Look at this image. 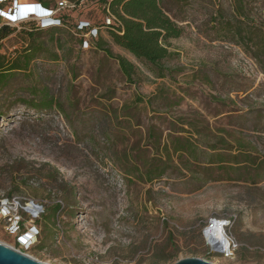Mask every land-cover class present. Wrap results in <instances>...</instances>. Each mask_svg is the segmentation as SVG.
Listing matches in <instances>:
<instances>
[{
    "label": "rangeland",
    "instance_id": "obj_1",
    "mask_svg": "<svg viewBox=\"0 0 264 264\" xmlns=\"http://www.w3.org/2000/svg\"><path fill=\"white\" fill-rule=\"evenodd\" d=\"M42 1L61 26L0 41L9 62L32 47L0 90V196L42 214L30 248L1 243L43 264H264V0H161L182 29L162 78L111 41L102 1ZM212 217L234 220L233 260L204 242Z\"/></svg>",
    "mask_w": 264,
    "mask_h": 264
},
{
    "label": "trees",
    "instance_id": "obj_2",
    "mask_svg": "<svg viewBox=\"0 0 264 264\" xmlns=\"http://www.w3.org/2000/svg\"><path fill=\"white\" fill-rule=\"evenodd\" d=\"M43 4L42 0H38ZM73 3L74 0H69ZM104 3L107 11L109 25H104L109 30L111 41L119 48L127 51L136 59L150 64L161 71L162 61L170 57L167 40L179 38L182 29L163 10L161 0H98ZM44 5V4H43ZM36 28V27H34ZM55 29V28H52ZM57 29V28H56ZM95 29V28H94ZM96 34H97V29ZM13 30L4 25L0 28V41L7 37ZM32 36V34H29ZM263 43V46L260 44ZM104 42L98 40L96 45L100 50L105 51L108 56L118 61L121 72L131 80L134 75V66L121 56H113L108 49H104ZM260 53L257 59L264 63V38L259 41ZM32 47L27 49L22 60L19 57L13 62L7 61L5 56L0 55V90L5 86L12 72L26 70L31 59ZM58 208V207H57Z\"/></svg>",
    "mask_w": 264,
    "mask_h": 264
},
{
    "label": "built area",
    "instance_id": "obj_3",
    "mask_svg": "<svg viewBox=\"0 0 264 264\" xmlns=\"http://www.w3.org/2000/svg\"><path fill=\"white\" fill-rule=\"evenodd\" d=\"M67 7L66 2L60 7ZM7 6L6 9H3ZM35 6V7H29ZM65 7V8H66ZM70 7H74L72 4ZM17 17L15 20L10 17ZM0 18L4 25L17 26L27 21L36 22L39 29L61 26V20L40 2H20V0H0ZM110 20H106V25ZM85 27H80L83 30ZM90 38L96 36V30L90 31ZM86 43V42H85ZM42 214V206L34 201L20 197L0 196V236L2 233L16 238L19 249L27 250L38 235L34 225ZM234 220L212 217L202 230V237L211 253L220 255L225 260H233L238 249L237 241L231 234ZM1 243V241H0ZM3 244V243H2ZM14 249V248H13ZM21 252V250H18Z\"/></svg>",
    "mask_w": 264,
    "mask_h": 264
},
{
    "label": "water",
    "instance_id": "obj_4",
    "mask_svg": "<svg viewBox=\"0 0 264 264\" xmlns=\"http://www.w3.org/2000/svg\"><path fill=\"white\" fill-rule=\"evenodd\" d=\"M0 264H43L37 260L25 255L24 253L15 250L5 244L0 243ZM174 264H211L207 261L186 258L175 262Z\"/></svg>",
    "mask_w": 264,
    "mask_h": 264
},
{
    "label": "snow or ice",
    "instance_id": "obj_5",
    "mask_svg": "<svg viewBox=\"0 0 264 264\" xmlns=\"http://www.w3.org/2000/svg\"><path fill=\"white\" fill-rule=\"evenodd\" d=\"M29 7H35V6H29ZM10 18L13 19V20H15L17 17L12 16V17H10Z\"/></svg>",
    "mask_w": 264,
    "mask_h": 264
},
{
    "label": "crops",
    "instance_id": "obj_6",
    "mask_svg": "<svg viewBox=\"0 0 264 264\" xmlns=\"http://www.w3.org/2000/svg\"><path fill=\"white\" fill-rule=\"evenodd\" d=\"M39 2V1H38Z\"/></svg>",
    "mask_w": 264,
    "mask_h": 264
}]
</instances>
